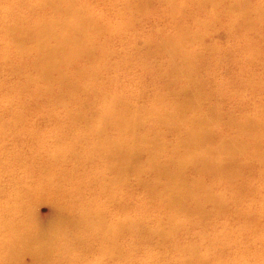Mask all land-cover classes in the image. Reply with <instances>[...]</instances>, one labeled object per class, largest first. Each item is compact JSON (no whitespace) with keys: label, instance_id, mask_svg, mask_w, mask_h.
Masks as SVG:
<instances>
[{"label":"rangeland","instance_id":"rangeland-1","mask_svg":"<svg viewBox=\"0 0 264 264\" xmlns=\"http://www.w3.org/2000/svg\"><path fill=\"white\" fill-rule=\"evenodd\" d=\"M41 1L0 0V225L11 219L21 221L31 206L39 217H48L52 212L48 193L54 186L63 191L66 187L79 184L84 189L85 181L89 179L88 191L82 196V191L75 193L69 203H66L67 207L72 205L77 212L83 210L91 195L100 199L101 193L96 190V185L105 182L106 177H117L118 172L104 170L105 163L94 157L93 140L85 135L83 129L87 121L97 120L95 111L107 104L109 97L114 94L120 95L121 108L128 102L152 109L153 113H141L145 124L137 129L138 137L149 140L157 133L170 143L169 146L181 138L186 140L187 137L173 130L170 120L162 116L166 107H169L168 110L176 108L172 102L181 93L180 85L188 88L193 80L184 75L181 69L178 68V71L174 68L173 63L170 64L169 50L166 47L154 46L149 53V47L143 44L148 37L161 41L165 36L173 34V26L177 27L179 18L183 19L182 23L188 25L195 35L191 38L194 43L188 47L185 45L186 52L191 49H195V52L201 50L205 61H221L220 58H223L225 64L213 66L210 70L216 69L219 79L226 84L228 90L221 88L219 93L214 94L210 89L206 91L198 106V112L190 114L192 117L200 118L212 110L217 118L211 123V130L228 135L227 122L231 115L244 117L248 110L264 100V93L260 92L264 86V60L245 62L240 57L241 50L238 48L241 41H257L264 47V22H257L258 26H253L248 22V17L243 16L245 6H260L264 4V0H244L245 6L238 3L240 0H222L214 9L215 16L211 11V2L214 0L197 1L196 7H187V11L182 12L179 18L171 12L165 0H158L153 1L147 10L135 13L134 23H129L127 18L138 6L136 0H96L92 11L102 21L106 20L109 28L97 35L94 41L96 46H106L110 54L97 61L82 58V61L72 64L74 69H81L86 74L82 76V71L81 75L70 72L69 79H63L60 73L55 77L45 78L41 74L44 61L35 52L25 54L19 50V43L10 31L12 24L30 31L23 46L26 49L34 48L36 21L63 17L62 12L57 13L50 7L43 10L40 7ZM90 3L93 4V1L90 0ZM193 16H198L201 23H195ZM51 40L54 43V39ZM191 53L196 54L193 50ZM83 56L84 54L76 57L80 59ZM98 62L102 64V68L95 74V63ZM178 65L185 67L183 58H179ZM159 71L169 73L156 78L154 75ZM243 77H249V80L244 81ZM71 83L75 87H68ZM47 85H50L57 98L47 91H39ZM152 93H161L166 100L159 99L158 95ZM134 104L130 108H136L140 112L141 108ZM71 113L77 117H72ZM231 133L243 139L247 136L245 132ZM107 134L124 138L130 145L133 140V135L114 128L111 123L108 124ZM88 139L92 141L89 142ZM147 152L143 147L141 156L143 155L144 160ZM258 157L261 156L249 159L256 162L255 171L264 169V162ZM96 170L98 171L94 172ZM98 173L102 175L97 177ZM142 175L145 181L151 183V190L158 191L154 187V173L144 172ZM127 177H130L129 181L123 184L126 188L117 192L113 202H107L101 207L105 215L107 214V221L119 224V227H128V221L133 219L141 220L144 208L150 213L153 208L158 209L149 201L150 185L142 184L134 174H128ZM71 178L78 182L68 181ZM257 179V184H254L257 186V195L261 196L264 194V174ZM207 182H212L209 176ZM217 189L232 201L230 187ZM19 205L23 210L15 215L14 208ZM9 206L11 212L7 209ZM160 207L162 215L159 218L168 219L170 213H165L164 204L160 203ZM207 209L214 214L217 212L213 205H208ZM262 222L264 223V213ZM143 223H147L149 228L158 227L159 219L143 218ZM223 223L237 227L232 219L219 213L208 229L198 227L199 235H216L215 239L220 241L222 236L217 232L221 231L220 226ZM16 227L26 231L29 226ZM16 230L19 234L20 228ZM122 232L125 234L123 238L130 234L125 229ZM5 235L8 236L7 231ZM261 237L264 240V234ZM59 238L43 239L46 243L47 260L41 264H66L56 260L52 253L55 246L67 247L69 240L63 238L60 243ZM155 240L159 241L157 238ZM251 241L255 239H246L242 244L247 245ZM156 244L142 247L134 257H125L122 261L125 264L131 261L143 263L144 257L158 253L162 245ZM257 244L264 247V241H257ZM20 245L21 243L17 244ZM93 246L91 259L99 251L100 243L93 242ZM39 247L40 242L34 249ZM35 250L10 260L7 254L9 247L5 244L4 249L0 248V264H33L36 261ZM106 258L107 256L97 258L98 264H102ZM80 262L76 264H95L86 260Z\"/></svg>","mask_w":264,"mask_h":264},{"label":"bare ground","instance_id":"bare-ground-1","mask_svg":"<svg viewBox=\"0 0 264 264\" xmlns=\"http://www.w3.org/2000/svg\"><path fill=\"white\" fill-rule=\"evenodd\" d=\"M92 1L93 4L90 0H42L40 7L43 10L50 7L57 13L62 12L63 17L42 18L36 21L34 48L26 49L23 46L30 31L11 25L10 31L19 43V50L25 54L35 52L44 61L41 74L45 78L55 77L60 73L63 79H69L70 72L81 75L82 70L74 69L72 64L82 61V58L97 61L110 54L106 46L100 47L95 44L96 36L109 26L106 20L102 21L101 17L95 16L92 9L96 0ZM136 1L138 6L127 18L129 23L135 22V13L147 10L153 1L158 0ZM165 1L175 17L179 18L182 12L187 11V7L194 8L197 1L202 0ZM221 2L222 0L211 2L213 16L215 7ZM238 3L246 5L244 0ZM243 16L248 17L250 25L258 26L257 22H264V4L245 6ZM199 19L198 16H193L195 23H201ZM178 21L177 27L173 26L175 28L173 34L165 36L161 41L148 37L143 44L149 47V53L154 46L166 47L169 50L170 64L173 63L174 68L178 71L181 69L184 75L194 81L188 88L180 85L181 93L179 96L177 94L175 101L172 102L176 108L168 110L169 107H166L162 116L170 120L172 129L186 136V140L181 138L169 146L170 143L157 133L149 140L138 137L137 129L145 124L141 113H153L152 109L131 103L141 108L138 112L136 108H130L131 104L128 102L121 108L120 95L114 94L109 97L107 104L95 111L97 120L87 121L83 132L85 130V135L92 138L94 157L105 163L104 170H116L118 176L111 179L106 177L105 182L97 184L96 190L101 193L100 199H95L91 195L83 210L79 212L75 211L72 205L67 207L66 203H69L75 193L82 191V196L88 191L90 187L88 178L84 189L79 184L66 187L63 191L57 186L52 187L48 193L52 202V212L48 217L44 219L39 217L31 206L21 221L11 219L2 223L0 248L4 249L5 244L9 247L7 254L10 260L24 253H31L35 250L34 246L40 242L39 249L34 252L36 261L33 264L46 262V243L43 239L56 240L60 237V243L63 238L69 240L66 243L67 247L55 246L52 253L56 260L66 264H76L85 260L98 264L97 258L100 256H107L102 264H125L122 259L134 257L142 247L156 243L157 246H160L159 243L162 245L157 254L151 253L144 257L143 263L131 261L126 264H264V247L257 244V241H264L261 237L264 234L262 222L264 194L258 196L255 185L258 182L257 178H262L264 169L259 168L255 171L256 162L249 160L250 157L260 155L258 158L264 162V100L257 103L252 110H248L244 117L231 115L227 122L228 135L211 130V123L217 118L214 111L209 110L200 118L192 117L190 114L198 112V106L203 101L206 91L210 89L214 94L219 93L221 88L228 90L226 84L219 79L216 69L210 70L213 66L225 64L223 58H220L221 61H205L201 50L195 52V49H191L187 53L185 45L187 47L192 45L194 39L191 38L195 35L188 25L182 23V18ZM238 48L241 50L239 55L245 62L264 60V47L257 41H241ZM192 50L196 54H192ZM82 54L84 56L80 59L76 57ZM179 58L184 59V68L178 65ZM101 68L100 62L95 63V74ZM168 73L159 71L154 76L160 78L167 76ZM85 74L82 71V76ZM243 79L248 81L249 77ZM49 86L39 91H47L52 93V97L57 98ZM68 87L75 86L71 83ZM260 90L264 93V86ZM152 95H158L157 98L166 100L161 93ZM71 116L77 117L72 113ZM109 123L114 128L133 135L131 145L124 138L109 136L107 134ZM232 131L245 132L246 139L232 134ZM92 140L88 139L89 142ZM143 147L148 151L146 160L143 159V155L141 156ZM144 172L154 173L156 177L154 187L158 191L151 190V183L143 178ZM128 174H134L142 184L150 185L149 201L151 200L158 209L153 208L150 213L144 208L142 215L143 218L159 219L158 227L149 228L141 217V220L128 221V227H119L117 226L119 224L107 221V214L105 215L101 207L107 202H113L117 192L126 188L123 184L129 181ZM101 175L102 173H98L97 177ZM208 176L212 179L211 183L207 182ZM68 181L78 182L74 178ZM223 186L232 189L231 202L225 193L217 189ZM63 196L67 198L64 199ZM160 203L164 204L165 213H170L168 219L159 218L162 215ZM208 205L215 206L217 212L215 214L210 212L207 209ZM7 209L11 212V206ZM22 210L21 205L16 206L15 215H19ZM261 211L263 212L260 213ZM219 213L232 219L237 227L229 223L221 224V231L217 232L222 236L220 241L215 239L216 235L201 237L198 227L208 229L209 224L215 221ZM18 225L29 227H26L25 231L21 227H16ZM16 228H20L19 234ZM123 229L130 233L128 237L123 238L125 235ZM5 231L8 232V236L5 235ZM156 238L159 241L155 240ZM246 239L255 241L247 245L242 244ZM18 242L21 243L20 246H17ZM93 242L100 243L102 250L99 249L91 259L90 254L94 251Z\"/></svg>","mask_w":264,"mask_h":264}]
</instances>
